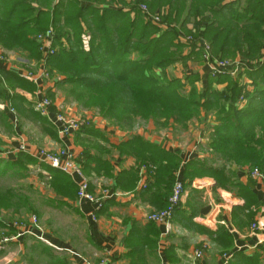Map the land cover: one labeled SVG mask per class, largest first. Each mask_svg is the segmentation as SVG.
<instances>
[{"label":"trees","instance_id":"obj_1","mask_svg":"<svg viewBox=\"0 0 264 264\" xmlns=\"http://www.w3.org/2000/svg\"><path fill=\"white\" fill-rule=\"evenodd\" d=\"M222 1L0 0V49L35 62L34 69L44 66L53 73L56 89L62 88L78 106L95 117L101 114V120L118 129L129 128L139 119L171 135L173 128L188 131L194 125L192 120L204 125L206 116H213L216 124L206 123L209 127L203 131L209 159L193 158L182 166L183 190L191 189L187 177L209 176L218 187L234 188L247 209L258 207L253 189L259 183L264 191V0ZM190 25L192 28L187 27ZM47 32L50 37L36 39ZM204 44L210 47L212 59L242 57L245 62L237 61L245 66L235 77L211 76L202 58ZM198 67L205 68L204 81ZM242 74L250 83L241 85L240 78L232 79ZM222 84L225 87L218 89ZM35 87L38 85L0 67V102L5 108L25 113L26 101L15 90L30 93ZM51 110L62 113L53 104ZM29 112L36 121L42 120L39 113ZM91 125L89 122L63 137L90 135L106 141L104 135L91 130ZM49 133L54 139L55 134ZM113 148L132 155L138 169L152 168L146 171L150 178L142 191L149 188L151 180L165 174L164 203L157 212L165 210L178 176L179 157L140 135ZM87 153L72 152L80 167L95 163L96 170L109 171L107 161H95ZM232 167L247 169L246 184L232 178ZM255 170L260 179L251 176ZM46 171L50 175L48 188L58 198H77V185L68 175L48 165ZM181 202L173 208L172 218ZM253 219L247 211L245 220L251 221L250 227L255 224ZM224 239L230 242L226 236ZM257 248L255 252L262 250ZM238 257L234 254L232 260ZM246 259L257 262L259 255Z\"/></svg>","mask_w":264,"mask_h":264},{"label":"crops","instance_id":"obj_2","mask_svg":"<svg viewBox=\"0 0 264 264\" xmlns=\"http://www.w3.org/2000/svg\"><path fill=\"white\" fill-rule=\"evenodd\" d=\"M220 1L214 0V3ZM237 1L223 0L222 3ZM189 2L190 0H186L187 4ZM187 27L192 28L191 25ZM12 57H8L9 61L0 63V67L15 72L18 76L21 70L10 61ZM233 60L244 61L242 57L228 61ZM33 65L36 67L35 62ZM199 71L204 81L207 75L205 68L201 67ZM244 74L232 79L240 78L241 85L250 83ZM43 83H39L38 88L35 87L36 90L30 93L15 90L26 101L25 113L20 114L15 108H5L4 103L0 102V122H4L0 125V153L3 152L0 154L1 164L4 166L14 161L20 146L27 149L26 154L22 152L23 154L34 159H37L34 154L40 146L42 148V143L45 149L54 152L66 148L78 155L86 151L95 161L103 158L110 164L106 173L103 169L96 170L95 163H90L88 167L81 166L88 192L94 197H101L104 191L121 196L104 199L97 207L81 203L77 198L65 201L58 198L50 187L47 188L49 200L55 202L54 205L49 203L51 208H46L54 216L52 226L42 225L41 242L36 238L37 235L28 233L20 224L15 227L12 223L15 232L8 244L17 251L8 255L14 257L12 262L7 260L1 264H96L99 261H104V264H194L192 255L196 249L203 251L202 264H264V191L259 183L253 189L258 207L252 205L247 209L245 201L237 197L234 188L218 187L209 176L187 177L186 181L190 183L191 189L188 188L184 193L181 206L171 219L170 230L165 233L162 226L146 220L147 215L161 210L164 203L161 194L165 174L151 180L149 188L142 191L150 177L141 171L140 166L138 169L132 155L119 153L113 148L125 140L124 135L119 132L120 129L107 125L101 119L96 118L90 128L95 133L104 135L106 141L90 135L74 134L70 138H64L49 118L40 115L51 125V131L55 134L54 139L48 140L37 129L38 121L30 120L34 114L29 112L30 109L35 113L32 97H42V91L46 88ZM224 87L225 84H222L218 89L222 90ZM49 89L50 87L45 92L50 93ZM59 105L63 109L67 108L63 103ZM208 125L213 126L214 123ZM32 129L34 131L29 135L28 131ZM161 132L159 135V132L151 128L148 133L139 132L137 135L143 136L159 149L179 157L181 163L176 175H182V166L191 159L208 158L205 152H194L189 148L193 141V144L200 140L205 144L203 132H195L191 139L189 131H181L180 136L174 139L171 136L176 135L175 132L173 135ZM31 136L38 141H30ZM231 170L234 171L232 178H237L243 185L247 183V169L232 167ZM42 174L46 175H42V185L46 188L50 175L44 170ZM42 194L46 192L42 191ZM247 211L254 215L255 224L252 225H256V230H251V221L245 220ZM224 236L230 242L226 243V239L223 241ZM257 247L262 250L255 252ZM256 253L259 255L257 262L246 259ZM234 254H239V257L232 260Z\"/></svg>","mask_w":264,"mask_h":264},{"label":"rangeland","instance_id":"obj_3","mask_svg":"<svg viewBox=\"0 0 264 264\" xmlns=\"http://www.w3.org/2000/svg\"><path fill=\"white\" fill-rule=\"evenodd\" d=\"M3 52L8 57H20L19 54H13L12 52L5 51ZM54 83L55 77L53 73H51L50 79L42 84L46 86L45 91L48 90V87H50L49 90L51 95H47L45 91H42V98L43 96H45V98H49L53 102L51 103L56 106L57 110L62 112L61 114L88 120L92 124H94L97 119H101V114H97L95 117V115H93L95 113L91 114L89 110L78 106L70 94H68L65 90L63 91L62 88L56 89V87H54ZM36 97H32V107L37 100L41 99L40 97L36 99ZM61 103L65 104L67 108H61L59 105ZM34 119L37 120V118L33 116L30 118L31 121ZM41 119V121H38L36 127L37 129L39 128L40 131L47 136V138H49L48 140H51L52 138L50 137L49 132H51L52 127L45 119ZM205 120V124H216V121H214L211 116H206ZM1 122L4 124L3 121ZM1 122L0 125H2ZM191 122L194 123V125H192V127L188 130L190 135L187 133V135L190 136V139L195 132H203L209 127L208 125H203V123L201 124V121L200 123L195 122L194 120ZM105 123L107 125L109 124L107 121H105ZM152 126L155 128L151 123L136 119L129 128L120 129L119 132L122 133L126 139L132 137L133 135H137L139 132H142V134L144 132L148 133V130H150ZM18 130L19 125L16 127V132H18ZM172 130L176 133V135L173 137L171 136V138L174 139L175 137L180 136L181 130L179 128H173ZM33 131V129L32 131L29 130L28 134L32 135L31 133ZM156 132H159V135L162 133L160 130ZM29 140L38 141L36 137L32 136L29 137ZM188 140L187 142H189ZM193 142H191L189 146L191 151L205 152L204 154H206V145L204 142H201V140L197 143L195 141L196 144H193ZM39 149H37V151ZM40 150L54 152L52 150L45 149L43 143ZM28 156L20 154V156L16 158L14 162L7 166L6 170H4L6 166L0 164V204H2L0 206V240L9 238L12 240V235L14 234L15 229L14 226L12 227L11 225L14 223L16 225L15 227H19L21 225L22 229L26 230L28 233L34 236L37 235L38 237L36 238L42 242V225L51 227L52 222L54 221V216H52L50 212L46 210V208H51L49 203H53L54 205L55 202L49 200L48 198V182L46 188H44L45 186L42 185V180H44L42 178V175H44L42 174V170L47 172V164L40 161L39 159L30 158ZM42 191H45L46 194H42ZM10 205L11 207L9 208ZM42 220L44 221L43 223ZM32 223L35 225V227ZM8 243L9 242L4 243L0 249V264L2 262H6L7 260L12 262L14 259L13 256L8 257V255H13L17 250H13L12 246H10Z\"/></svg>","mask_w":264,"mask_h":264},{"label":"built area","instance_id":"obj_4","mask_svg":"<svg viewBox=\"0 0 264 264\" xmlns=\"http://www.w3.org/2000/svg\"><path fill=\"white\" fill-rule=\"evenodd\" d=\"M145 8L143 7V10ZM154 21H157V17H153ZM49 32H47V35L45 37H37L36 39L45 40L46 38L50 37ZM204 51L202 54L204 66L206 67V70L208 73H210L211 76L218 75V74H229L231 77H235L239 73V69L241 67H244L245 64L240 61H218L214 60L211 57L210 54V47L208 44H204ZM12 57V56H11ZM9 61L8 56L0 49V63H5ZM10 61H13V63L19 65L21 72L19 73V76L24 79L25 81L29 83H33L35 85H38L39 83H42L43 81H48L50 79L48 70L44 67H38L37 69H34V65L31 62H28L24 60L21 57H12ZM246 68V67H245ZM51 101L45 97H41L40 100H37L33 105V110L37 113H39L41 116H45L50 119V122L58 129V132L61 136L67 135L69 133H74L75 131H79L84 126H87L90 121L75 118L72 116H66L61 113H52L51 110ZM240 107L242 105H239ZM19 152H23L26 154L27 149L25 146H20L17 148ZM3 153V152H1ZM0 153V154H1ZM34 156L39 159L40 161L47 164L49 167L59 170L62 173L68 175L77 185V199L78 201L85 202L92 204L93 206L99 207L101 204V201L107 198L111 197H120V194H110L108 191H104L102 193L101 197H94L93 195L88 193V185L87 180L83 176V173L81 171V167L79 164H77L74 160V156L72 152L67 150L66 148L64 150L57 151L56 153H51L48 151H42L38 150ZM147 169H152L151 167H142L141 171L146 174ZM255 179H260L259 173L255 170L252 175ZM184 190L181 183V178L178 175L174 186L171 192V195L168 199V206L165 210L160 212H154L149 215H147L146 220L151 223H156L163 227L164 232L167 233L170 230L171 225V213L173 208L180 202L183 198ZM36 220V219H34ZM33 224V223H32ZM34 225V224H33ZM35 227V225H34ZM251 230H256V225H251ZM11 241V239H1L0 240V249L2 248V245L4 243H7ZM202 256L203 251L201 249H196L193 252L192 258L194 264H202ZM96 264H104V261H99Z\"/></svg>","mask_w":264,"mask_h":264}]
</instances>
